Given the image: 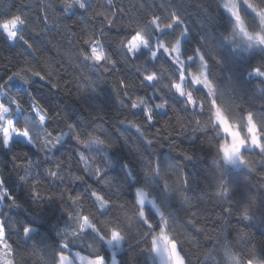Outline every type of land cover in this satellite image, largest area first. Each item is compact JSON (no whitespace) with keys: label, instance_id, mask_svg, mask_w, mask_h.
Masks as SVG:
<instances>
[{"label":"snow or ice","instance_id":"6c2138e0","mask_svg":"<svg viewBox=\"0 0 264 264\" xmlns=\"http://www.w3.org/2000/svg\"><path fill=\"white\" fill-rule=\"evenodd\" d=\"M240 3L241 0H225L223 4L234 19V32L247 41L249 47L253 43L264 46V0L261 3L243 0L258 19L255 29L242 15ZM61 4V11L68 19L77 12L81 13L78 22L102 17L99 23L90 28L86 26L81 33L65 29L64 38L70 45H79L77 58L86 67L95 69L101 77L104 73H113L116 99L122 109L135 117L130 119L125 116L120 123L135 129L139 139L151 150L150 155H144L140 147H136L144 161V173L146 177H159L162 180L163 190L176 197L183 215L178 218L176 212L157 203L146 186L136 188L133 200L122 196L123 185L106 175L111 161L101 168L95 163L96 156L86 155V152L91 153L94 149L116 147L111 135L105 133L101 138L89 133L82 123L70 122L62 110L50 111L34 96L26 108L22 99L12 92L10 85L13 80L31 85L38 79L56 90L62 89V84L54 67H37L25 61L24 65L14 66V70L0 78V138L3 145H11L13 137H23L45 153L44 160H49L51 158L46 155L47 152L64 145L66 139H74L85 149L77 150V163L83 164V171L102 184L104 190L88 184L85 176L68 172L70 182L85 181L86 187L83 192L68 196L71 206L64 208L68 220L57 233L59 240L54 246L39 245L34 241L29 243L33 229L28 225L13 236L11 229H15L16 225L10 228L6 213L0 212V264H25L26 249L38 255L43 264H109L102 251L103 245L113 249L111 264H118L116 252L130 237L142 245V251L157 257L160 264H203L201 254L210 264H264V244H258L243 228L231 224L233 218H238L237 224L247 222L245 227L251 228L259 218L264 217V121L258 119L256 112L242 101L226 95L211 77L208 56L212 55L217 63L220 62L219 57L211 52L210 47L207 52L197 48L194 55L185 56L180 37L187 32V27L175 12L167 17L155 13L133 17L125 8L114 4V0H107V8L116 9L112 12L98 7L97 0H61ZM28 7L20 3L0 14V38L9 47H21L26 53H34V37L26 35L33 30L35 22L26 10ZM125 17H128L126 21ZM42 19L47 29V18ZM177 25L183 27L180 36L168 38ZM113 45L116 54L111 50ZM144 49H150V55H145ZM161 56L167 57L169 63H161ZM34 59L39 63L38 58ZM197 59L199 70H193L189 64ZM141 60L143 63H139ZM89 61L90 65L87 64ZM121 62L135 71V80L120 75L121 70L117 65ZM252 71L264 81V65ZM88 79L91 91H95L97 81H91L90 77ZM258 87L264 91V84L258 82ZM196 89L205 92L198 94ZM160 113H171L176 118L175 122H171L172 116L166 119ZM18 114H23L22 123L15 118ZM61 123L63 128H59ZM148 128H154V134H150ZM97 129L104 132L99 125ZM57 131L59 134H56ZM210 131L213 135L207 137V142L214 149V154L209 169V188L212 189L209 199L216 201L215 207L220 209L214 223L221 225L216 237L211 235L208 228L201 226L210 217L194 205L193 197L188 195L192 192V184L183 166L163 162L155 149L161 138L171 146L177 143L176 137L192 138L198 133ZM121 135L128 140V136ZM181 154L186 160L194 158L187 151ZM250 157L256 159L250 160ZM100 158L104 161L101 155ZM68 159L71 161V156ZM13 162L14 169L24 170L19 180L27 185L34 199L63 200L64 194L69 192L68 187H61L66 179L64 161L56 160L53 167L44 169L47 177L57 185L55 191L50 192H42L37 187L43 186L38 178L40 173L36 171L41 167L40 162L32 160L27 152L14 155ZM67 167L71 169V163ZM230 167H242L247 169L250 176L260 177L256 190L237 193L230 183ZM5 197L11 201L9 207L19 206L16 197L5 187L4 169L0 167V198ZM195 199L203 200V197L197 196ZM87 201L91 203L86 207ZM147 205H151L155 217ZM225 217L228 219L225 220ZM200 236L205 240H214L207 251L198 239ZM189 245L196 251L193 252Z\"/></svg>","mask_w":264,"mask_h":264},{"label":"trees","instance_id":"16d2710c","mask_svg":"<svg viewBox=\"0 0 264 264\" xmlns=\"http://www.w3.org/2000/svg\"><path fill=\"white\" fill-rule=\"evenodd\" d=\"M224 2L225 0H114V4L125 8L133 17L141 14L151 15L152 13L167 17L171 12L180 15L187 27V32L180 37L185 56L194 55L197 48H202L207 52L210 47L211 52L220 60L217 63L212 55L208 56L211 77L225 91L226 95L236 101H242L246 107H250L256 112L258 119L264 121V91L258 87V82L264 84V81H261L252 71L253 68L264 65V46L253 43L249 47V43L234 32L235 22L230 12L223 7ZM256 2L261 3L262 0H256ZM20 3L29 6L26 10L30 12L35 21L32 26L33 30H30L26 35L34 37L32 43L36 51L26 53L21 47H9L0 38V78L4 77L6 72L14 70V66L24 65L25 61L36 64L37 67H54L59 73L62 89H52L44 81L38 79L34 80L31 85H24L21 81L13 80L10 85L13 94L22 99L26 108L31 104L34 96L50 111L62 110L63 115L70 122L82 123L89 133L99 135L101 138L105 133L111 135L116 141V147L109 150L94 149L91 153L86 152V155L96 156L95 163L101 168L111 161L106 175L112 176L116 182L123 185V197L133 200L136 188L146 186L151 195L156 198L157 203L176 212L178 218L182 216L179 201L173 194L163 190L162 180L159 177H146L144 173V161L136 147L139 146L144 155H150L151 150L139 139L135 129L120 123V120L125 116L130 119L135 117L122 109L116 99L113 90L115 76L113 73H104L101 77L95 69L86 67L77 58L79 45H70L64 38L65 29L81 33L86 26L90 28L99 23L102 17L98 16L94 20L78 22L81 13L77 12L76 15L68 19L61 11V0H0V14L13 9L14 5L19 6ZM97 6L107 12L116 11L115 7L107 8V0H97ZM240 9L249 26L255 29L258 26L255 13L243 3V0H241ZM44 17L47 18V29L42 19ZM124 19L126 21L128 17ZM182 30L183 27L177 25L175 32L168 38L180 36ZM111 50L116 54L114 45ZM150 51V49L143 50L145 55H150ZM34 57L38 58L39 63ZM159 60L161 63H169L167 57L164 56H161ZM197 62L198 59L192 61L189 67L198 70ZM139 63H143V61L141 60ZM87 64L90 65L91 62L89 61ZM117 67L121 70V76L129 80L137 78L135 71L125 66L123 62ZM89 77L91 81H97L95 91H91L89 87ZM65 88L67 90H64ZM196 91L198 94L205 92L203 89H196ZM22 115H17L18 123H22ZM160 115L166 119L168 116H172L171 113L168 115L160 113ZM175 119V116H172L171 122L174 123ZM97 125L104 132L97 129ZM59 128H63V123L59 125ZM147 131L154 134L155 129L148 128ZM121 133L128 136V140H125ZM56 134L59 132L57 131ZM209 135H213V133L211 131L198 133L192 138L176 137L177 143L171 146L168 141L161 138L155 145V149L156 155L163 162L183 166L192 184V192H189L188 195L193 197V204L203 209L206 216L210 217L201 226L208 228L211 235L216 237L221 230V225L214 221L220 209L215 207L216 201L209 199L212 194V189L209 188L211 181L209 169L214 154V149L207 142ZM216 139L218 140L219 137ZM160 144H163V147H160ZM78 149L85 151L83 146L74 139H66L64 145L46 153L51 159L44 160L45 153H41L38 147L28 141L15 139L11 145L5 147L2 138H0V167L4 169L5 187L11 195L16 197L19 205L9 207L11 201L7 197L0 198V212L6 213V221L10 228L11 225H16L15 229H11L13 236L23 226L28 225L33 229L29 243L34 241L39 245L54 246L58 242L57 233L66 226L68 220L64 211V208L71 206L68 196L83 192L86 187L85 181L70 182L67 179L69 171L73 175L85 176L88 184H92L98 190H104L102 184L88 177L83 171V164L77 163ZM182 151L191 153L194 158L186 160L181 154ZM23 152H27L32 160L41 164V167L36 171L40 173L38 178L43 182L42 187L37 185L42 192L55 191L57 187L47 177L44 169L53 167L56 160L64 161L66 179L61 187H68L69 192L64 194L63 200L58 198L36 200L32 197L27 185L19 180V175H24V170L22 168L14 169L13 156ZM100 155L104 161L101 160ZM69 156L72 158L71 161L68 159ZM249 159L255 160L256 158L250 157ZM69 163H71V169L67 167ZM130 172L131 175H129ZM229 179L234 190L240 193L243 191L254 192L260 177L250 176L245 168L230 167ZM58 195L59 193H57ZM197 196H202L203 200L195 199ZM90 203V201L85 202V206L87 207ZM147 207L155 217L151 206L147 205ZM227 219L225 217V220ZM237 219L233 218L231 224L243 228L256 239L258 244H264V217L259 218L251 228L245 227L247 222L237 224ZM156 222H158V217H156ZM198 239L204 245L205 251L214 244V240H205L203 236ZM141 248L142 245L137 243L135 238L130 237L122 244V249L118 253V264H158L153 254L142 251ZM189 248L193 252L196 251L191 245ZM102 251L109 259L110 248L103 245ZM200 260L203 264H210L209 260H205L203 254H201ZM24 261L25 264H43L40 257L33 255L30 249L25 250Z\"/></svg>","mask_w":264,"mask_h":264},{"label":"rangeland","instance_id":"374dc122","mask_svg":"<svg viewBox=\"0 0 264 264\" xmlns=\"http://www.w3.org/2000/svg\"><path fill=\"white\" fill-rule=\"evenodd\" d=\"M196 61H197V60H196ZM190 63H191V62H190ZM197 63H198V66H199V60H198ZM198 70H199V67H198ZM15 118L17 119V116H16ZM15 139H20V140L27 141L26 138L19 137V136L13 137V140H15ZM150 206H151V205H150ZM121 249H122V246H120L119 250L116 252V259H117V261H118V253L120 252ZM110 251H111L110 258L108 259L109 264H111V260H112V251H113V249H110ZM154 257H155V256H154ZM155 259H156L157 263L160 264L159 259H158L157 257H155Z\"/></svg>","mask_w":264,"mask_h":264},{"label":"clouds","instance_id":"9594fccd","mask_svg":"<svg viewBox=\"0 0 264 264\" xmlns=\"http://www.w3.org/2000/svg\"><path fill=\"white\" fill-rule=\"evenodd\" d=\"M64 208V207H63ZM135 219V218H134Z\"/></svg>","mask_w":264,"mask_h":264}]
</instances>
